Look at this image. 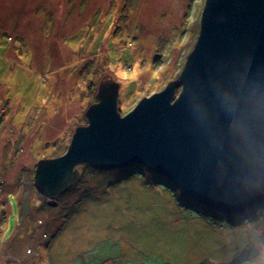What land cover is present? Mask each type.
<instances>
[{"label":"rangeland","instance_id":"374dc122","mask_svg":"<svg viewBox=\"0 0 264 264\" xmlns=\"http://www.w3.org/2000/svg\"><path fill=\"white\" fill-rule=\"evenodd\" d=\"M203 7L0 0V264H264V197L226 213L144 165L74 167L50 198L34 186L38 162L87 125L100 83L118 86L124 117L177 79Z\"/></svg>","mask_w":264,"mask_h":264},{"label":"water","instance_id":"95a60500","mask_svg":"<svg viewBox=\"0 0 264 264\" xmlns=\"http://www.w3.org/2000/svg\"><path fill=\"white\" fill-rule=\"evenodd\" d=\"M117 92L100 83L87 125L75 129L65 154L38 162L40 195L72 185V169L84 163L147 166L226 213L264 197V0H204L196 44L177 79L124 117Z\"/></svg>","mask_w":264,"mask_h":264},{"label":"bare ground","instance_id":"6f19581e","mask_svg":"<svg viewBox=\"0 0 264 264\" xmlns=\"http://www.w3.org/2000/svg\"><path fill=\"white\" fill-rule=\"evenodd\" d=\"M4 90H6V89H4ZM178 96H179L178 93H177V94H174L173 98L177 99ZM118 98H119V91L117 92V97H116V111H118V113H119V109H118V106H117ZM175 99H174V100H175ZM119 114H120V113H119ZM64 154H65V153H64ZM64 154H63V155H64ZM59 157H61V156H59ZM59 157H57V158H59ZM54 159H55V158H54ZM80 165H87V164H84V163L77 164L75 168H77V167L80 166ZM39 195H40V194H39ZM40 196H42V195H40Z\"/></svg>","mask_w":264,"mask_h":264}]
</instances>
